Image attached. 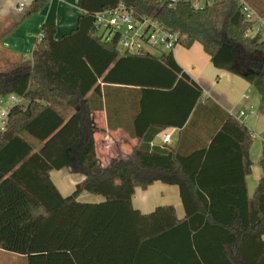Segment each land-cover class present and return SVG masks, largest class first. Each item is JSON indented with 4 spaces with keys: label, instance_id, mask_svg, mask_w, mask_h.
Here are the masks:
<instances>
[{
    "label": "trees",
    "instance_id": "1",
    "mask_svg": "<svg viewBox=\"0 0 264 264\" xmlns=\"http://www.w3.org/2000/svg\"><path fill=\"white\" fill-rule=\"evenodd\" d=\"M238 1L196 9L189 0H81L84 13L70 33L57 38L56 25H43L31 62L0 73V97L26 102L10 107L0 133V250L27 264H264V132L253 195L246 185L252 138L237 119L227 117L208 146L188 153L180 142L154 144L166 128L196 125L201 107L221 108L203 102L202 87L173 51H123L118 36L106 40L94 24L98 12L121 4L139 20L156 21L178 35V45L201 44L215 67L248 81L264 109V42L247 36ZM47 2L33 0L25 18ZM103 109L110 127L120 117L138 139L126 159L106 167L92 119ZM225 136L226 159L215 155ZM65 167L83 175L67 196L51 178ZM156 181L178 186L183 217L174 204L149 212L134 205L136 190ZM83 192L103 198L82 201Z\"/></svg>",
    "mask_w": 264,
    "mask_h": 264
},
{
    "label": "crops",
    "instance_id": "2",
    "mask_svg": "<svg viewBox=\"0 0 264 264\" xmlns=\"http://www.w3.org/2000/svg\"><path fill=\"white\" fill-rule=\"evenodd\" d=\"M80 1L48 0L39 13L25 18L33 0H0V73L11 72L21 68L23 62H31L32 53L40 39L43 25H56L57 38L74 30L79 17L84 13L80 7ZM21 4L22 9H19ZM173 55L179 65L202 87L203 102L206 103L210 99L221 109L212 104L203 106L197 115L196 125L184 130L179 127L166 128L155 137L153 143L162 146L164 145L163 135L171 134L172 142L167 146L175 147L180 142L183 152L188 153L197 146H208L213 136L223 129L227 117L237 119L248 129L252 138L249 149L252 168L251 173L246 176V185L249 195H253L263 174L259 159L263 149L264 109L261 106L258 91L244 78L215 67L199 43L193 44L190 48L178 45ZM22 102L26 103L24 100ZM252 106L254 107L253 112L250 111ZM119 107L123 108L122 105ZM240 110L247 112L246 118H238ZM120 111L121 109L118 110ZM92 119L96 126L94 139L101 167H106L118 159H126L137 145L138 139L133 138L123 129L122 118L114 117L113 127H110L107 112L103 109L93 111ZM257 139H260V144ZM222 141L223 149L215 152V155L226 159L231 154V151L227 149L231 140L225 136ZM239 166H236L237 177L238 172L242 171L241 167L239 170ZM62 171L66 172L65 176ZM227 171L224 168L221 173L224 184H227L231 177L226 174ZM51 178L61 194L67 196L74 191L75 185L83 179V175L75 174L69 167H65L61 170H53ZM160 193L165 200H170V202L159 204H174L178 216L185 215L178 186L160 181H156L145 190L138 188L133 197V203L143 212L152 211L158 206L154 195ZM91 195L89 192H83L78 198L82 201H91ZM154 198L155 201L151 203L150 199ZM93 200L99 201L100 199L94 198ZM0 251L3 253L2 256L9 255L5 251Z\"/></svg>",
    "mask_w": 264,
    "mask_h": 264
},
{
    "label": "built area",
    "instance_id": "3",
    "mask_svg": "<svg viewBox=\"0 0 264 264\" xmlns=\"http://www.w3.org/2000/svg\"><path fill=\"white\" fill-rule=\"evenodd\" d=\"M194 8L202 9L210 0L202 2V0H189ZM242 12L246 19L250 22V26L246 31L247 36L258 39L264 42V15L258 14L247 2L244 0L238 1ZM22 4L19 9H22ZM95 28L98 34L106 40H111L115 36L119 38V46L123 51L140 52L149 51L148 48L158 50V52L174 51L178 46V35L172 33L158 24L156 21L150 19L139 20L133 12L126 9L122 4L113 8L98 12L95 15ZM42 34H40V38ZM9 98L13 104L2 107L4 104L3 97H0V133L6 129L8 113L11 106L22 103V98L16 95H10ZM254 111V107L250 108ZM247 112L240 110L238 118H246ZM171 134L163 135V144H171Z\"/></svg>",
    "mask_w": 264,
    "mask_h": 264
},
{
    "label": "rangeland",
    "instance_id": "4",
    "mask_svg": "<svg viewBox=\"0 0 264 264\" xmlns=\"http://www.w3.org/2000/svg\"><path fill=\"white\" fill-rule=\"evenodd\" d=\"M205 1L206 0H202V2H205ZM249 1L254 6L255 10H257L258 12H262V11L264 12V0H249ZM177 47L178 46H176L175 49ZM148 50L150 52L154 53V54H159L158 50H155V49H152V48H148ZM4 101L5 102H4V104H3L2 107H5V106L10 105V104H13L12 100L9 97H5ZM0 109H2L1 108V105H0ZM257 142H259V144H260V142H261L260 139H257ZM65 175H66V172L64 171L63 172V176H65ZM67 191H69V190H67ZM91 196H92L91 201H94L93 200L94 198H99L100 200L103 198L101 195H94V194H92ZM95 196H98V197H95ZM154 197L157 198V201H156L157 204L156 205H161L159 203H167V202H170V200H165L163 198V195L161 193L159 195H156L155 194ZM155 198L153 200L150 199L151 200V203L155 201ZM2 254L3 253H1V251H0V264H27L26 257H24L22 255L8 253L9 255L2 256Z\"/></svg>",
    "mask_w": 264,
    "mask_h": 264
}]
</instances>
